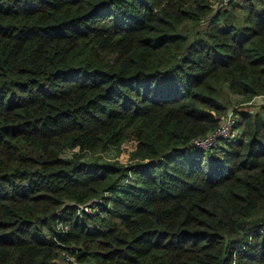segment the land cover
<instances>
[{"label": "trees", "instance_id": "16d2710c", "mask_svg": "<svg viewBox=\"0 0 264 264\" xmlns=\"http://www.w3.org/2000/svg\"><path fill=\"white\" fill-rule=\"evenodd\" d=\"M217 4L0 0V264H264V0Z\"/></svg>", "mask_w": 264, "mask_h": 264}, {"label": "built area", "instance_id": "2783aa9c", "mask_svg": "<svg viewBox=\"0 0 264 264\" xmlns=\"http://www.w3.org/2000/svg\"><path fill=\"white\" fill-rule=\"evenodd\" d=\"M232 1H245V0H218V4L220 6H225ZM237 115L234 112V109H230L227 111L226 115L220 122V124L214 129L205 134L204 136H198L192 139L191 146L197 150H209L217 145V143L223 139L232 138L234 136V125L237 121ZM91 209L88 205L83 207V211L89 212ZM57 229L60 231H66L67 226L58 224ZM67 260L71 262V264H76L75 260L71 256H67Z\"/></svg>", "mask_w": 264, "mask_h": 264}, {"label": "rangeland", "instance_id": "374dc122", "mask_svg": "<svg viewBox=\"0 0 264 264\" xmlns=\"http://www.w3.org/2000/svg\"><path fill=\"white\" fill-rule=\"evenodd\" d=\"M237 100H239V98H237V97H234L233 98V103L234 102H236ZM238 105H240L241 107H245V105H247V104H238ZM246 109H248V108H246ZM251 109H253V108H251ZM255 110H257V108L255 109ZM237 117V116H236ZM236 132L237 131H235L234 132V135L236 134ZM220 142V141H219ZM218 142V143H219ZM68 154H69V152H68ZM127 158H128V154H127V146L126 145H124L123 146V148H122V151H121V153H119V154H117L116 155V152L115 151H110V152H107L106 154H105V159L106 160H108V159H116V160H119L120 162H126L127 161ZM60 260H61V262H63L64 264H70V262H67V260H65V259H62V258H60ZM64 260V261H63Z\"/></svg>", "mask_w": 264, "mask_h": 264}]
</instances>
